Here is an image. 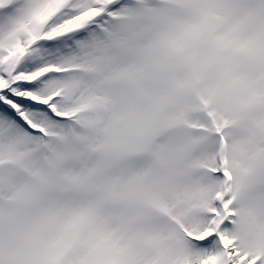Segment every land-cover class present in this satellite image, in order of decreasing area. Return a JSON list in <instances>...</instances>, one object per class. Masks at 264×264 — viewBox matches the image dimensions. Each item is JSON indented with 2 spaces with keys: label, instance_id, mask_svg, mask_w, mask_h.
<instances>
[{
  "label": "snow or ice",
  "instance_id": "obj_1",
  "mask_svg": "<svg viewBox=\"0 0 264 264\" xmlns=\"http://www.w3.org/2000/svg\"><path fill=\"white\" fill-rule=\"evenodd\" d=\"M0 264H264V0H0Z\"/></svg>",
  "mask_w": 264,
  "mask_h": 264
}]
</instances>
